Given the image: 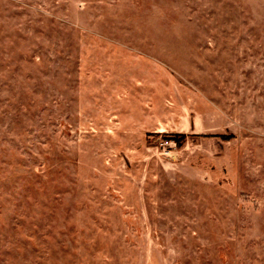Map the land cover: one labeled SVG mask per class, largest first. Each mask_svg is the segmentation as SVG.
<instances>
[{
	"label": "rangeland",
	"instance_id": "obj_1",
	"mask_svg": "<svg viewBox=\"0 0 264 264\" xmlns=\"http://www.w3.org/2000/svg\"><path fill=\"white\" fill-rule=\"evenodd\" d=\"M0 264H264V0H0Z\"/></svg>",
	"mask_w": 264,
	"mask_h": 264
},
{
	"label": "trees",
	"instance_id": "obj_2",
	"mask_svg": "<svg viewBox=\"0 0 264 264\" xmlns=\"http://www.w3.org/2000/svg\"><path fill=\"white\" fill-rule=\"evenodd\" d=\"M177 141H179V140H177Z\"/></svg>",
	"mask_w": 264,
	"mask_h": 264
}]
</instances>
